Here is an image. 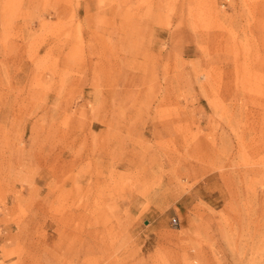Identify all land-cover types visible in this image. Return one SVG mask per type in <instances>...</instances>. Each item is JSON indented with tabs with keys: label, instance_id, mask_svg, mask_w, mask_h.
Wrapping results in <instances>:
<instances>
[{
	"label": "rangeland",
	"instance_id": "obj_1",
	"mask_svg": "<svg viewBox=\"0 0 264 264\" xmlns=\"http://www.w3.org/2000/svg\"><path fill=\"white\" fill-rule=\"evenodd\" d=\"M0 264H264V0H0Z\"/></svg>",
	"mask_w": 264,
	"mask_h": 264
}]
</instances>
